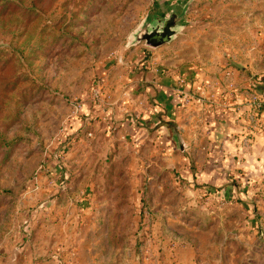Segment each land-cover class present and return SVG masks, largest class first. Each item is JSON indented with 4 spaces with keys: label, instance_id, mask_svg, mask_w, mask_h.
Here are the masks:
<instances>
[{
    "label": "rangeland",
    "instance_id": "rangeland-1",
    "mask_svg": "<svg viewBox=\"0 0 264 264\" xmlns=\"http://www.w3.org/2000/svg\"><path fill=\"white\" fill-rule=\"evenodd\" d=\"M0 264H264V0H0Z\"/></svg>",
    "mask_w": 264,
    "mask_h": 264
},
{
    "label": "water",
    "instance_id": "water-1",
    "mask_svg": "<svg viewBox=\"0 0 264 264\" xmlns=\"http://www.w3.org/2000/svg\"><path fill=\"white\" fill-rule=\"evenodd\" d=\"M172 32L173 31L167 27H165L162 31L152 32L151 34L145 36L146 43L151 46L161 45L170 39Z\"/></svg>",
    "mask_w": 264,
    "mask_h": 264
},
{
    "label": "crops",
    "instance_id": "crops-1",
    "mask_svg": "<svg viewBox=\"0 0 264 264\" xmlns=\"http://www.w3.org/2000/svg\"><path fill=\"white\" fill-rule=\"evenodd\" d=\"M167 96H168V95H165V94H164L160 99H163V100H164V99H167Z\"/></svg>",
    "mask_w": 264,
    "mask_h": 264
}]
</instances>
